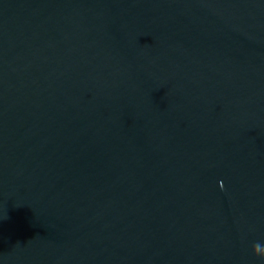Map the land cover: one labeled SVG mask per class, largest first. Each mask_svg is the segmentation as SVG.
<instances>
[{"label": "water", "instance_id": "1", "mask_svg": "<svg viewBox=\"0 0 264 264\" xmlns=\"http://www.w3.org/2000/svg\"><path fill=\"white\" fill-rule=\"evenodd\" d=\"M264 0H0V264H264Z\"/></svg>", "mask_w": 264, "mask_h": 264}, {"label": "clouds", "instance_id": "2", "mask_svg": "<svg viewBox=\"0 0 264 264\" xmlns=\"http://www.w3.org/2000/svg\"><path fill=\"white\" fill-rule=\"evenodd\" d=\"M253 255L264 259V245L255 243L252 245Z\"/></svg>", "mask_w": 264, "mask_h": 264}]
</instances>
